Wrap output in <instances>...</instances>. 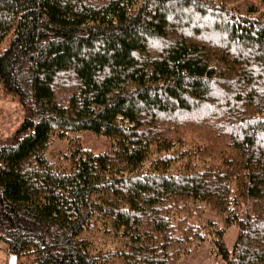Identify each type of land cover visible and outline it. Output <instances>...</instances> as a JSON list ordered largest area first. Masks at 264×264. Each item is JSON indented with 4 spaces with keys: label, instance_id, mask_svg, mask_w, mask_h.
<instances>
[{
    "label": "trees",
    "instance_id": "trees-1",
    "mask_svg": "<svg viewBox=\"0 0 264 264\" xmlns=\"http://www.w3.org/2000/svg\"><path fill=\"white\" fill-rule=\"evenodd\" d=\"M0 90L18 264H264V0H0ZM68 130L110 144L48 159Z\"/></svg>",
    "mask_w": 264,
    "mask_h": 264
},
{
    "label": "rangeland",
    "instance_id": "rangeland-1",
    "mask_svg": "<svg viewBox=\"0 0 264 264\" xmlns=\"http://www.w3.org/2000/svg\"><path fill=\"white\" fill-rule=\"evenodd\" d=\"M23 115L22 106L15 96L4 95L0 90V136L10 134L18 125ZM78 134L81 144L92 150L99 152L107 148L110 144L108 138L104 135H98L92 131H72L68 130L66 135H51L46 149V157L56 160L63 152L67 151L68 136ZM206 216L217 219L216 215L210 212ZM237 227L232 225L225 230L224 240L228 248L232 247L236 236ZM224 259L216 260L210 251L208 241L203 242L198 248L187 258L180 259L177 264H223ZM0 264H18L15 254L7 252L3 241L0 239Z\"/></svg>",
    "mask_w": 264,
    "mask_h": 264
}]
</instances>
